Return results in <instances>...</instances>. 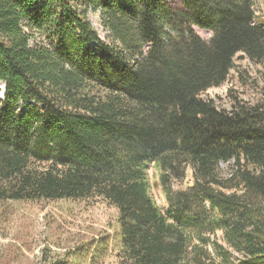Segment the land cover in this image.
<instances>
[{
  "label": "trees",
  "instance_id": "16d2710c",
  "mask_svg": "<svg viewBox=\"0 0 264 264\" xmlns=\"http://www.w3.org/2000/svg\"><path fill=\"white\" fill-rule=\"evenodd\" d=\"M181 2L0 0V201L103 197L120 264H264V96L230 113L200 98L240 52L264 66V17L254 0ZM187 165L194 185L173 190Z\"/></svg>",
  "mask_w": 264,
  "mask_h": 264
},
{
  "label": "rangeland",
  "instance_id": "374dc122",
  "mask_svg": "<svg viewBox=\"0 0 264 264\" xmlns=\"http://www.w3.org/2000/svg\"><path fill=\"white\" fill-rule=\"evenodd\" d=\"M165 2L182 8L181 0ZM253 4L260 22L264 17V0H254ZM79 7L88 13L101 38L112 43L101 8L92 3H80ZM195 30L205 41L210 40V30L200 27ZM234 64L225 82L209 88L200 97L213 101L217 110L228 113L235 109L237 102L254 105L264 96V66L245 57L243 52L235 56ZM5 87L4 83L0 84L2 95ZM149 165L151 194L168 214L169 204L159 178L161 170L155 162ZM219 168V175L226 177L234 169V162L220 163ZM194 181V169L187 165L184 176L171 178V186L173 190L186 191ZM118 217V208L101 196L0 201V264H120L123 250ZM217 237L224 243L222 231L217 232Z\"/></svg>",
  "mask_w": 264,
  "mask_h": 264
},
{
  "label": "water",
  "instance_id": "95a60500",
  "mask_svg": "<svg viewBox=\"0 0 264 264\" xmlns=\"http://www.w3.org/2000/svg\"><path fill=\"white\" fill-rule=\"evenodd\" d=\"M6 88V87H5Z\"/></svg>",
  "mask_w": 264,
  "mask_h": 264
}]
</instances>
